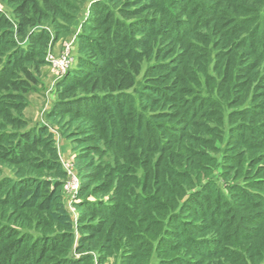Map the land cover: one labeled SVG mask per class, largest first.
<instances>
[{"label":"trees","instance_id":"1","mask_svg":"<svg viewBox=\"0 0 264 264\" xmlns=\"http://www.w3.org/2000/svg\"><path fill=\"white\" fill-rule=\"evenodd\" d=\"M200 1L195 6L194 0H103L90 6L78 38L76 66L57 84V111L49 118L56 120L61 137L77 151L74 165L79 189L73 203L78 214L76 238L68 226L47 234L52 226L45 229V219L34 217L35 226L29 221L33 213L51 208L70 225L60 202L65 173L53 136L48 126L28 127L22 112L25 95L46 65L47 48L68 34L83 0H0L9 13L0 11V219L6 221L0 224V231L17 234L16 243L4 257L6 264L39 263L46 257L45 251L67 254L62 248L64 242L75 239L77 251L104 252L119 239L127 252L136 255L145 250V264H193L189 253L205 256L206 249L215 245L222 250L221 244H212L216 240L203 238L213 229L221 233L231 229L230 242L237 245L231 251H239L241 259L234 263L264 264L261 172L256 180L234 172L231 183L225 182L229 180L226 177L220 185L203 164L206 154L187 148L194 145L187 134L192 125L188 122L203 116L201 106L195 103L198 100H194L201 96L194 93L202 90L203 79L211 78L197 62L196 42H191L197 27L191 19L204 15L205 36L232 56L223 61L222 68L223 78L229 79L234 63L242 65L238 71L249 67L245 61L255 46L238 52L237 42L225 40L232 34L227 30L250 20L237 19L236 15L255 13L258 4L255 0H238L246 4H234L237 0ZM258 31L256 28L252 34ZM261 53L264 55V50ZM223 89L217 93L222 97ZM61 114L68 115L65 121ZM250 127L246 124L242 128L256 134L262 143V130ZM88 142L94 146H85ZM93 152L99 155L96 162L88 156ZM104 157L125 161L113 184H97L102 168H108L106 160L100 161ZM136 159L142 175H122V169L131 168L128 163ZM112 172L110 169L103 177ZM192 174L196 180L190 183ZM187 184L188 189H199L184 199ZM147 193L151 197H146ZM90 196L95 198L90 200ZM54 199L58 202L50 205ZM160 202L169 204V210H160ZM151 209L161 213V224ZM187 215L200 222H187ZM161 232L160 243L154 247L143 241L155 239ZM171 238L176 246L169 242ZM23 243H27L25 258L16 256ZM161 250L174 256L166 259ZM211 255L213 252L207 256ZM90 260V256L61 257L53 264H86Z\"/></svg>","mask_w":264,"mask_h":264},{"label":"rangeland","instance_id":"2","mask_svg":"<svg viewBox=\"0 0 264 264\" xmlns=\"http://www.w3.org/2000/svg\"><path fill=\"white\" fill-rule=\"evenodd\" d=\"M99 1L101 2L103 0H83V4L79 6V14L69 28L68 34L57 42H53L47 48L45 57L46 65L41 67L40 74L36 75V83L32 84L31 90L25 95L26 105L22 113L24 119L27 121L28 127L36 125L49 127V132L53 136L55 147L57 149L61 170L65 173V178L60 186V202L63 204V208L69 216L70 222H68L70 225H65V220H63L64 218H62L60 213L51 208H47V212L45 213H41L40 211L35 212L29 219L34 226V217L36 220H41L42 218L45 219L43 224L45 229L52 226V231H47L49 232L47 234H52L53 232H58L60 230L62 231L66 228V226L71 228L74 234L76 233L78 214L73 207L75 200L69 203L72 192L68 191L66 187H68V183H70L71 175L68 174L67 171H70L77 177L74 165V159L77 151L73 150V145L68 140L61 137L57 131L58 127H56V120L49 118H52V114L57 111L56 108H54L55 103L58 100L57 94L59 87L57 84L63 79L68 70H71L74 66H76L78 38L84 23L88 20L90 6ZM255 1L258 4L259 11L255 13H238L236 15L237 19L250 18V20L239 23V27L237 29L234 27L235 25H233L227 30H231L232 34L225 40L227 42H237L236 47L238 48V52L250 49L251 47L249 46H255V48L253 47L255 50L252 51L251 55H248V59L245 61L246 65H249V67L244 66L243 70L238 71L237 67H239L240 64L238 66L237 63H234L228 73L229 79L223 78L222 68L223 61H226L227 58H232V56L227 55V51L222 49L220 46L216 47V45H213L214 41H209L210 38L205 36L206 32L203 30V27L206 24V17L204 15L200 13L191 19V22L195 23L197 27V36L196 38L191 39V42H196L197 50L195 54L197 62L200 63V66L206 69L207 74H209L211 78L203 79L202 90L194 93L195 96H201L202 100L197 97H195L194 100H198L195 103L197 106H201L203 116L200 114L188 122V126L192 125L189 127L187 134L192 136L191 142H193L194 145L188 144L187 148L194 149V152L197 154H206L207 161L205 163L203 162V164L210 170V177L217 180L220 185H223V180L225 181L226 177L229 180L225 182L231 183V177L234 172L235 174H242L244 177H248L249 179L251 178V180H256L258 178L257 176H259V172H261L260 176L264 177V159H261L264 158V136L263 142L261 143L256 134H252L247 131V129L242 128L243 125L245 126L246 124H249L251 126L250 128L261 129L262 134L264 135V55L261 53L262 50H264L262 46V40H264V15L262 13L264 0ZM78 2H80V0H78ZM201 2L202 1L200 0H194V5L196 6ZM234 4L246 3L237 0ZM134 9L135 7H132L131 10ZM0 11L9 15L8 11L5 10L2 4H0ZM256 28L259 30L258 33L252 34ZM49 57L50 59L48 61L47 59ZM188 60H191L189 55ZM216 66H218L217 70L214 69ZM196 69L197 68H195V70ZM178 73L180 72L178 71ZM187 75L189 74L187 73ZM224 80H226L225 83ZM221 88H224L223 97L217 94ZM229 90H231V92ZM252 93L255 95L252 96ZM189 96L190 95H186V97ZM258 105H261L263 109L258 107H256V109L254 108ZM244 108H249V110L242 111ZM61 116L64 121L68 117L66 114H61ZM259 143L261 144L259 145ZM85 146L92 147L94 146V143L88 142ZM88 156L90 158L93 157L96 162L99 155L93 152L88 154ZM157 157L158 156L156 155L154 160L157 159ZM143 158L144 157H142V159ZM105 160L108 164V168H102V177L100 181H97V184L102 181H108L113 184L116 181L114 176H119L118 173L121 172L119 168L125 163L124 160L116 162L111 159H106L105 157L100 159L101 162H104ZM235 162L236 164H234ZM140 165L141 163L139 159H136L134 163H128V167L131 168H123L121 174L125 175L127 173L134 175L137 173L141 176L142 170L140 169ZM110 169L113 171L112 174L109 177H103L104 174L110 171ZM194 177V174L189 177L190 183H193L196 180ZM188 186L190 185L187 184L184 189L187 191V195H182L185 196L184 199H186L190 193L199 189L197 186L188 189ZM44 192L47 191L44 189ZM145 196L151 197L148 193ZM94 198L95 197L92 196L89 197L90 200H93ZM184 199L180 201L181 205ZM55 202H58V200L54 199L51 201L50 205ZM169 207V204L162 202H160L158 206L160 210L163 208H167L169 210ZM151 210L154 212V216L156 217L155 220L161 224L160 222H163L160 217L161 213L155 209ZM253 213L254 212L252 211V214ZM220 218H223V216ZM185 220L187 222L197 224L200 222V219H193L190 215H187ZM0 221H2L0 224L6 222L1 219ZM203 224L206 226L205 223ZM10 225L15 226L13 223H10ZM156 229L157 228L155 227L153 228V230ZM211 232L212 233H206L203 238L216 240L212 244H221L220 246L222 247V250L217 248V245H215L212 249H206L207 255L213 252L211 257L207 255L198 256L189 253V260H191L193 264H236L234 262H241V259L239 258V251H231L232 248L236 249L237 246L236 243L230 242L229 237L232 234L231 229H226L223 233H221L218 229H213ZM162 236V232L157 233L155 235V239L146 238L143 239V241L151 242L154 247L155 244L160 243L159 239ZM16 238L17 234H13L12 231L4 232V230L1 229L0 264H6L3 261L4 257H6L9 247L16 243ZM174 240L175 239L171 238L169 242L171 245L176 246L177 242ZM26 244L27 243H23L21 245L19 250L16 252V256H20V254H22V258L28 256V253L26 254L25 251L27 248ZM76 246V239L72 242L66 241L64 242L62 248L64 247V253L67 254L61 255L62 253L45 251V253H47L46 257L39 263L35 262V264H53L61 257L80 259L88 256L91 257V260L86 264H133V262L136 261L138 264H145L148 261V259L145 258L147 254L145 250H140L141 252L136 255L133 251L127 252L123 241H119V239L116 240L110 249L104 252L87 251V249L77 251V249H75ZM115 247L116 249H114ZM151 249L152 248H149L147 250ZM164 250L167 251L166 248ZM164 250H161V252ZM29 251L32 252L30 249ZM39 251L40 248L37 250V254H39ZM165 251L164 256H167L166 259H170L171 256H174L173 253ZM126 258L129 259L127 260ZM32 264L34 263L32 262Z\"/></svg>","mask_w":264,"mask_h":264},{"label":"built area","instance_id":"3","mask_svg":"<svg viewBox=\"0 0 264 264\" xmlns=\"http://www.w3.org/2000/svg\"><path fill=\"white\" fill-rule=\"evenodd\" d=\"M50 57L47 59L49 61ZM68 174L70 175V183H68V187L66 189L70 192H72V195L70 196V202L71 203L73 200H75L78 189H79V181L76 175L71 173L70 171H67Z\"/></svg>","mask_w":264,"mask_h":264}]
</instances>
